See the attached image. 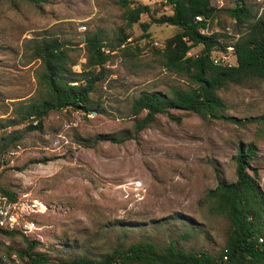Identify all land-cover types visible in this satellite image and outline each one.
I'll list each match as a JSON object with an SVG mask.
<instances>
[{
  "label": "rangeland",
  "instance_id": "rangeland-1",
  "mask_svg": "<svg viewBox=\"0 0 264 264\" xmlns=\"http://www.w3.org/2000/svg\"><path fill=\"white\" fill-rule=\"evenodd\" d=\"M133 1L157 11L155 16L168 13L164 0ZM243 1L251 12L264 16V0ZM214 2L229 8L235 0ZM119 15L117 0H49L40 6L1 1L0 125L11 118L13 102L36 90L38 63L28 61L25 40L42 33L59 37L78 72L84 62L85 36L98 33L104 42L111 41ZM147 21L140 16L139 23ZM175 31L151 24L142 32L135 24L126 42L143 45L148 41L143 36L149 34L159 47ZM198 50L195 47L189 54ZM111 55L105 64L106 78L93 95L103 113H51L41 132L23 136L0 159V185L16 194L14 203H0V227L39 241L49 262L99 251L111 245L123 228L128 243L146 236L214 253L224 243L226 223L204 219L199 202L217 178L234 181L238 142L254 145L258 160L254 165L264 191V81L222 89L219 94L226 108L220 119L173 110L178 121L158 115L129 140L90 146L80 138L131 130L127 112L137 93H167L184 85L148 51L133 59Z\"/></svg>",
  "mask_w": 264,
  "mask_h": 264
},
{
  "label": "trees",
  "instance_id": "trees-1",
  "mask_svg": "<svg viewBox=\"0 0 264 264\" xmlns=\"http://www.w3.org/2000/svg\"><path fill=\"white\" fill-rule=\"evenodd\" d=\"M23 1L34 6L49 2ZM214 1L164 0L162 6L168 13L155 16L157 11H151L148 5L117 0L120 25L114 37L104 42L98 33L86 35L84 62L78 72L73 69L76 61L67 44L59 37L42 33L25 40L28 61L38 63L34 69L36 90L34 95L13 102L11 118L0 125V159L23 136L41 132L51 113H103L93 95L106 78L105 64L111 53L133 59L148 51L157 57L162 69L182 78L184 85L170 88L167 93H137L127 112L131 130L80 138L82 142L91 146L97 142L129 140L158 115L178 121L171 113L173 110L201 119L222 118L221 112L226 108L219 94L222 89L264 81V16L251 12L243 0H235L229 8H222ZM141 15L148 18L146 23H139ZM195 17L200 20L196 21ZM135 24L142 32L151 24L171 26L176 31L159 47L148 39L149 34L143 36L148 40L143 45L126 42ZM195 47H199L198 52L189 54ZM227 47L232 49L233 64L228 67L213 64L212 58L225 53ZM8 127L12 129L2 130ZM256 162L254 145L238 142L234 181L217 178L215 186L199 202L204 219H221L226 223L224 243L214 253L178 247L172 241L164 244L146 236L128 243L127 229L123 228L111 245L99 251L87 248L89 252L76 257L49 262L40 251L39 241L28 239L15 229L0 227V264H264V191L259 184ZM261 163L264 166V156ZM0 197L8 203L16 200V194L1 185Z\"/></svg>",
  "mask_w": 264,
  "mask_h": 264
},
{
  "label": "built area",
  "instance_id": "built-area-1",
  "mask_svg": "<svg viewBox=\"0 0 264 264\" xmlns=\"http://www.w3.org/2000/svg\"><path fill=\"white\" fill-rule=\"evenodd\" d=\"M195 20L199 21L200 18L199 17H195ZM233 61H234V59H233L232 49L230 47L226 48V52L225 53H222L219 56L212 58L213 64H220V65L227 66V67L232 65ZM0 203L1 204H5L6 200L3 197H0ZM8 219L12 220V217L8 216ZM13 221H10V222H13Z\"/></svg>",
  "mask_w": 264,
  "mask_h": 264
}]
</instances>
